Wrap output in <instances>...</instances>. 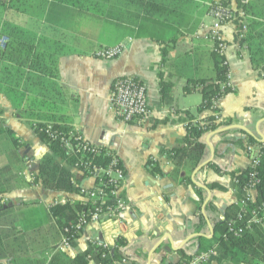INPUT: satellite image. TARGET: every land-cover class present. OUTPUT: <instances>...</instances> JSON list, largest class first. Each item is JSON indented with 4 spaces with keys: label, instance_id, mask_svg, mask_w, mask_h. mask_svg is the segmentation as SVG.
<instances>
[{
    "label": "crops",
    "instance_id": "crops-1",
    "mask_svg": "<svg viewBox=\"0 0 264 264\" xmlns=\"http://www.w3.org/2000/svg\"><path fill=\"white\" fill-rule=\"evenodd\" d=\"M115 2L104 3L102 10H84L59 0H0V40L8 41L7 36L15 34L36 38L39 49L59 58L57 82L64 96L59 111L68 117L74 131L117 155L126 173L121 195L128 203V210L118 218L89 223L74 244L60 250L63 229L49 209L55 204L81 199L77 194L59 193L36 184L25 186L50 151L31 127L32 122L14 107L8 80L3 79L9 76L5 68L13 71L15 66L0 60L1 190L5 179H10L6 183L9 192L0 197L8 202L4 208L8 211L0 213V230L10 231L0 264H49L59 250L60 257L71 259L85 252L91 243L114 248L119 238L126 242L123 250L126 259L116 264H160L162 258L178 264L184 261L181 250L188 255L196 254L197 238L212 239L218 235L217 223L225 219L227 208L237 203L231 174L251 165L245 151L249 137L258 145L264 144V76L254 69L248 47L239 49L241 54L236 53L235 27L227 25L224 30L229 44L227 62L234 89L217 102L215 110L237 131L208 133L200 140L206 146L201 163L205 165L197 173L198 168L193 173L188 167L177 168L170 153L185 146L182 141L187 125L213 115V111L199 110L202 88L186 91L189 80L212 79L215 74L211 44L197 41L210 43L205 38L206 31L200 30L206 18L202 17L206 13L200 5L202 0H194L200 6L193 4L187 11L192 19L203 18L197 32L191 35L188 29L177 25L162 27L150 22L144 10L132 6V2L130 5ZM154 34L160 37L162 45L150 37ZM119 45L125 50L117 58L96 57L99 50ZM184 66L188 67L186 73ZM202 67L210 74H203ZM125 76L138 78L146 85L153 111L149 119L126 124L116 118L111 105L112 86L117 78ZM161 83L169 86L164 97ZM197 93L201 95L200 101L193 99ZM5 130L13 133L21 148L15 150ZM17 156L23 162L21 171ZM58 160L72 172L80 186L93 187L94 180ZM211 162L214 168L209 167ZM154 168L161 174H153ZM212 183L227 190L203 188ZM198 188L207 192L203 204ZM250 193L256 199L257 191L252 189ZM210 202L217 211L207 210ZM22 206L34 209L39 218L43 217L42 221L29 229L27 224L1 216ZM200 215L206 227L200 224ZM16 231L22 232L17 234L24 238L22 249L13 242Z\"/></svg>",
    "mask_w": 264,
    "mask_h": 264
},
{
    "label": "trees",
    "instance_id": "trees-1",
    "mask_svg": "<svg viewBox=\"0 0 264 264\" xmlns=\"http://www.w3.org/2000/svg\"><path fill=\"white\" fill-rule=\"evenodd\" d=\"M59 1L81 7L84 10H102L104 3H110L112 0H104L103 3L97 0ZM221 1L224 6L231 2V0ZM244 1L237 0V3H239L238 7L243 9L245 16L248 17L246 23L247 32L242 40L238 39L241 29V24L238 23V34L235 37V42L240 44V46L246 45L248 47L254 69L261 72L264 71V0H249L246 3ZM213 2L214 0H202L200 4L199 2L195 3L194 0H117L115 3H126L127 5L131 4L141 8L150 22L162 25V27L177 25L178 28L182 27L186 31L189 30V35H191L197 32L201 21L189 17L187 11L193 8V4H198V6L202 5L207 12L209 9L208 3ZM39 4L41 7L42 4ZM150 37L161 44L160 37L156 34ZM7 38L8 41L5 48L0 50V60L14 65L15 68L13 71L9 67L5 68L9 76L8 79L3 80H8L7 86L12 91L14 107L21 111L19 112L21 115H25L27 121H31L36 125L34 127L35 133L50 151L49 154L42 158L38 172L32 176V181L25 182V186L36 184L51 191L84 196L82 188L72 172L58 159L71 167L80 170L86 169V175L89 176L96 166L107 168L113 160L114 154L103 147L99 150V153L79 150L69 151L67 149L64 139H67L71 133H76V131L73 130L68 117L59 111L64 102L62 88L57 82L59 78V58L52 52L39 49L36 45V38L22 34L8 35ZM209 44H211L210 56L215 72L213 78L189 80L186 87L187 92L191 89L202 88V104L199 106L201 112L209 110L215 100H220L225 94L230 93L229 88L226 87L228 74L226 59L216 53L214 42L210 41ZM162 53L164 57L165 51L162 50ZM161 88L164 97V93L168 92L169 86L161 83ZM229 125L217 124L213 116L196 124L190 123L187 128V134L182 141L185 146L173 149L170 153L174 165L177 168L188 167L189 172L193 173L201 165L206 148L200 140L206 134L217 131L220 126ZM5 133L10 135L15 150L22 147L21 144L19 145V141L12 136L13 133L11 131L5 130ZM246 144L254 145L257 143L249 137ZM17 157L15 159L21 171L23 162L19 156ZM260 158V163L257 166H250L242 172H233L231 174L232 186L236 189L237 203L230 205L225 212V219L217 223L215 231L218 235L215 234L212 239L197 238L199 249L196 254L188 255L184 250H181L182 258L184 259L182 262L189 261L202 252L213 251L214 254L207 264L213 261L221 264L226 262L232 264H264V149L261 150ZM149 165L153 166L150 162ZM209 167L214 168V163L211 162ZM215 170L219 171L218 168H215ZM151 172L153 174H161L158 168L152 169ZM100 180L107 182L108 188L103 187L107 192L113 189L110 187V177L105 176ZM9 181L10 179H5V186L2 190L0 188V197L9 192L6 187V183ZM97 183H99V180H97ZM252 188L256 189L257 197L255 201L248 204L246 211L245 208H240L238 202L246 197L248 191ZM208 189L211 191L227 190L218 183L208 185ZM197 194L203 204L206 200L207 192L198 188ZM3 200L5 199H0V213L8 211L4 209L7 204H4ZM115 205L116 201L112 198L103 205L93 201L80 200L52 205L49 211L57 225L62 227L63 231L68 228L69 233L67 235L72 236L76 224L82 218L89 219V213L93 212L98 206H104L103 208L107 211V207ZM209 209L216 210L212 202L207 205V210ZM254 212L260 213L257 216L261 220L260 223H251L250 219L253 217ZM239 215H244V218L240 220ZM199 219L200 224L206 227L202 215H200ZM231 221L234 222L235 231L242 229L243 232L237 235L234 231H230L229 223ZM199 230L200 228L196 231ZM19 233L22 232H14L13 242L18 248L22 249L24 238L22 234L20 236L17 235ZM9 235L10 231L0 230V259L4 257L5 241ZM79 236H73L70 243L72 244ZM125 246L126 242L122 238L117 239L114 248H109L99 243H91L85 252L78 254L74 258L69 259L61 254L65 260L60 257L61 251L59 250L54 253L49 264H116L126 259L123 251ZM160 264L176 263L168 262L165 258H162Z\"/></svg>",
    "mask_w": 264,
    "mask_h": 264
},
{
    "label": "built area",
    "instance_id": "built-area-1",
    "mask_svg": "<svg viewBox=\"0 0 264 264\" xmlns=\"http://www.w3.org/2000/svg\"><path fill=\"white\" fill-rule=\"evenodd\" d=\"M249 1H244L245 3ZM210 15L214 19L215 24L213 27L209 30V37L211 41L215 43L216 51H218L220 54H224V52L229 49V44L224 40L222 30L225 27V25L229 24L228 22H235L240 20L241 12L234 11L233 8H228L224 6L219 0H216L213 4L209 5ZM244 16V15H243ZM244 30L246 27L243 28ZM241 35L239 36V39L243 38V33L240 31ZM7 39L3 38L0 41V47L4 48V45L6 44ZM124 46L119 45L112 48H106L99 50L96 53V57L99 59H106V60H112L117 58L119 55H121L122 52H124ZM231 79L230 75H228L227 78V87L230 88L231 84L229 80ZM145 87L141 82H138L133 77H119L117 78L112 86V93H111V105L113 107V110L116 114V117L122 121V122H133V121H141V120H147L153 115V111L149 109V106L147 104V95L145 93ZM64 142L66 143V146L68 147L69 141L67 139H64ZM75 146L73 150H79L84 152H91V153H99V150L102 148L101 146H94L88 143L83 137L78 136L75 138ZM70 144V143H69ZM255 165L259 164V159H257V162H254ZM105 176L110 177V187L113 189L109 192L106 191L108 188L107 182L104 183L101 178H104ZM90 179H95V182L99 180V183H96L99 187L97 188H88L83 189L82 193L84 196H86L88 199H95L102 202L101 205L105 204L107 201H109L110 198L116 201L115 206L107 207V211L103 208L104 206H98L93 212H91V219L89 221H98L102 216L107 215L109 218H116L117 216H120L128 209V204L124 199L120 197L122 186L125 182V175L119 165V159L114 156L113 160L111 161L110 165L107 168H101V167H94L93 170L90 172V175L87 176ZM33 179V178H32ZM106 189H104V188ZM253 189V188H252ZM250 189L248 191V198L246 201L239 202L240 208L244 209L246 206L245 203L249 202L251 200V193ZM244 215H239V219H243ZM255 221V222H253ZM88 221L86 218H82L75 226V231L72 236H68L64 242L62 247L66 248L70 246L71 239L73 236L80 235L81 232L84 229V225ZM261 220L255 219L251 220V223H260ZM234 222L229 223L230 231H234L235 234L242 233V229L234 230ZM64 232L66 234L69 233V229L65 228ZM61 247V249H63ZM213 251L208 252H202L200 254L195 255L191 260L186 262H180L178 264H207L211 257L213 256Z\"/></svg>",
    "mask_w": 264,
    "mask_h": 264
},
{
    "label": "rangeland",
    "instance_id": "rangeland-1",
    "mask_svg": "<svg viewBox=\"0 0 264 264\" xmlns=\"http://www.w3.org/2000/svg\"><path fill=\"white\" fill-rule=\"evenodd\" d=\"M216 0H214V2H215ZM221 3H222V1L221 0H219ZM246 1V0H245ZM213 2V3H214ZM213 3H210V4H213ZM209 3H208V5H210ZM223 4V3H222ZM238 4L239 3H237V0H231V2H230V4L228 3L227 5H226V7H228V8H233V10L234 11H237V12H241V17H240V20H238V21H235V22H228L229 24H227V25H233L234 27H235V31H234V36L236 37V35L238 34V31H237V25H238V23L239 24H241V29H240V31H242V33H243V38H244V36H245V34H246V32H247V25H246V23H247V18L248 17H246L245 16V13H244V11H243V9H241V8H239L238 7ZM201 7H203L202 5H201ZM210 17H208V16ZM244 15V16H243ZM198 17H199V15H198ZM202 17L204 18V17H206L205 18V22H203L202 23V25L200 26V30H204V31H206V39H207V41H211V39H210V37H209V30L213 27V25L215 24V22L216 21H214V19L211 17V15H210V10L208 9V11L206 12V13H204V15H202ZM203 18H201L200 20L201 21H203ZM227 25H225V27L227 26ZM225 27L223 28V30H222V34H223V37H224V40H226V42H227V39H226V36H225V34H224V30H225ZM244 27H246V29L244 30L243 28ZM241 35V33H239V35H238V39H239V36ZM240 40H242V39H240ZM1 41V40H0ZM197 41H200V42H204L205 44H209L208 42H206L205 40H200V39H198ZM213 42V41H212ZM5 46H6V44L4 45V48H5ZM205 46V45H204ZM235 47H236V49H237V51L238 52H236V53H239V54H241V52L239 51V49L240 50H243L242 48L245 46L246 48H247V46L246 45H243V46H240V44H238V43H235V45H234ZM244 47V48H245ZM1 48V47H0ZM4 48H2V49H4ZM248 50V49H247ZM228 51H229V49L227 50V52L225 51L224 52V54L222 55V54H220L218 51H216V53L217 54H219L221 57H223V58H225L226 59V64H227V66H228V62H227V54H228ZM249 51V50H248ZM121 54H123V52L121 53ZM120 56V55H119ZM200 56H198L197 55V58H199ZM104 60H106V59H104ZM202 66V64H200V65H197V67L198 68H200ZM206 66H208V65H206ZM183 69H184V71H185V73L187 72V70H188V67L187 66H184L183 67ZM191 69V68H190ZM204 67H202V73L203 74H205V75H209L210 73H209V71L208 70H206L205 69V71H204ZM261 73H262V75L264 76V71H261ZM228 75H230V72H229V68H228V74H227V78H228ZM231 77V76H230ZM135 80L136 81H138V82H141L138 78H135ZM229 82H230V84H231V79L229 80ZM142 84H143V86L145 87L144 89H145V93H146V95H147V104H148V106H149V109H151V107H150V103H149V97H148V89H147V87H146V85L143 83V82H141ZM227 83H228V81L226 82V87H227ZM228 88V87H227ZM233 85L231 84V87L229 88V90H230V93H232L233 92ZM235 91V90H234ZM226 95H228V94H225L224 95V97L226 96ZM194 101H200L201 100V95L199 94V93H197L195 96H194ZM221 100V99H220ZM219 100H215L214 101V103L212 104V107L209 109L210 111H213V117H214V119H215V122L217 123V124H228V122H224V120H223V118H222V116H221V114L220 113H218L215 109L217 108V102H218ZM152 110V109H151ZM210 117V116H209ZM117 118V117H116ZM118 119V118H117ZM119 120V119H118ZM120 121V120H119ZM140 121V120H139ZM141 121H144V120H141ZM120 122H122V121H120ZM133 122H138V121H133ZM133 122H131V123H133ZM123 123H125V122H123ZM193 124H196L197 122H192ZM32 124V128H33V130H34V127H36V125L34 124V123H31ZM126 124H130L129 122H127ZM190 125V123L187 125V128H188V126ZM237 129H239L238 127H237ZM222 130V133H225V132H230V131H233V130H236L235 129V127H233V126H220V128L217 130V131H215V132H212V133H216V132H218V131H221ZM223 130H225V131H223ZM237 131V130H236ZM78 136H81V137H83L80 133H71L70 134V136L67 138V140L69 141V143H68V147H67V149L69 150V151H75V150H73V148H74V146H75V138L76 137H78ZM84 138V137H83ZM85 139V138H84ZM86 140V139H85ZM88 143H90L88 140H86ZM91 145H94V144H92V143H90ZM94 146H97V145H94ZM264 144H261V145H258V144H254V145H251V144H247L246 145V153H247V155L250 157V161H251V165L250 166H257V165H255L254 164V162H257V159H259V163H260V160H261V150L262 149H264ZM77 151V150H76ZM107 151H109V152H112V151H110V150H108L107 149ZM113 154H114V156H116L117 157V155L114 153V152H112ZM118 158V157H117ZM29 161V163L31 164V163H33L32 161H30L29 159H27V162ZM119 165H120V167H121V169H122V171H123V173H124V175H125V178H126V173H125V170H124V168H123V166H122V164H121V162L119 163ZM202 165V164H201ZM200 165V166H201ZM151 168L153 167V166H150ZM78 169V168H77ZM78 170H80V169H78ZM80 171H82L83 172V174H84V176H85V178H87V179H90L89 177H87V173H86V169L85 170H80ZM35 173H32V176L34 175ZM32 176H31V179H32ZM92 180H94V185H93V187L94 188H97V187H99L96 183L97 182H95V179L93 178ZM125 181H126V179H125ZM104 183H105V181H104ZM124 184H125V182H124ZM124 184H123V186H124ZM123 186H122V188H123ZM81 188H82V190L83 189H88L86 186H80ZM93 187H91V188H93ZM253 189H255V188H253ZM88 190H91V189H88ZM256 190V189H255ZM121 191H122V189H121ZM121 191H120V193H121ZM80 196V199L81 200H85L86 202H88V201H93V202H95V203H99V204H102V202L101 201H99V200H95V199H88L86 196H81V195H79ZM248 196L249 195H247L246 197H244L243 199H241V200H239L240 201V203L242 202V201H246L247 200V198H248ZM121 198L122 199H124L122 196H121ZM256 199L255 198H253V197H251V200L249 201V202H247V204L245 203V210L247 211V207H248V204L250 203V202H253V201H255ZM4 204H7L8 202H7V200L5 199L4 201ZM127 203V202H126ZM128 204V203H127ZM238 204H239V202H238ZM7 207V206H6ZM128 210V209H127ZM245 213V212H244ZM260 214V213H259ZM258 213H256V212H254V215H253V217L250 219V220H255V219H259V217H257L258 215H259ZM1 216H3V218H5L6 217V219H10L11 221H14V222H16V223H23V224H27L26 226L27 227H29V229H31V227L32 226H35V224L36 223H38L39 221H42L41 219L43 218L42 216H40V217H42V218H39V216L37 215V213H36V211L34 210V209H32V208H29L28 206H22V207H14V208H12L6 215H1ZM89 216H90V218L89 219H86L88 222L84 225V228L89 224V223H92V222H94V223H101V222H103V221H107V220H111V219H114V218H109V216H107V215H104V216H102L98 221H89L90 219H91V212L89 213ZM119 216H117L116 218H118ZM253 222H255V221H253ZM83 230V229H82ZM68 237V235L62 230V242H61V246H60V250H62L61 249V247H62V245H63V242H64V240L66 239ZM13 245V244H12ZM63 248V247H62Z\"/></svg>",
    "mask_w": 264,
    "mask_h": 264
},
{
    "label": "water",
    "instance_id": "water-1",
    "mask_svg": "<svg viewBox=\"0 0 264 264\" xmlns=\"http://www.w3.org/2000/svg\"><path fill=\"white\" fill-rule=\"evenodd\" d=\"M223 131H225V130H223ZM221 132H222V130L216 132L215 134H218V133H221ZM204 165H205V164H202L201 166H199L195 173H197L202 167H204ZM33 167H34V164H33L30 168H33ZM203 188L206 189V190H208V188H206V187H203ZM212 231H213V230H212ZM197 236H199V235H197Z\"/></svg>",
    "mask_w": 264,
    "mask_h": 264
}]
</instances>
